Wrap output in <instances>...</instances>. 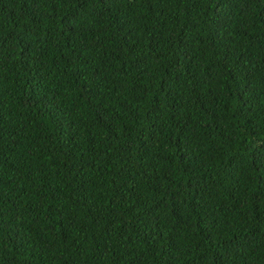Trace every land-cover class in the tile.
I'll list each match as a JSON object with an SVG mask.
<instances>
[{
    "label": "trees",
    "instance_id": "1",
    "mask_svg": "<svg viewBox=\"0 0 264 264\" xmlns=\"http://www.w3.org/2000/svg\"><path fill=\"white\" fill-rule=\"evenodd\" d=\"M0 264H264V0H0Z\"/></svg>",
    "mask_w": 264,
    "mask_h": 264
}]
</instances>
